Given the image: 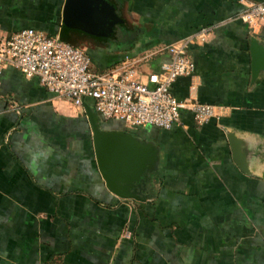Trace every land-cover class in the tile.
I'll return each mask as SVG.
<instances>
[{"label":"crops","instance_id":"0c3cea01","mask_svg":"<svg viewBox=\"0 0 264 264\" xmlns=\"http://www.w3.org/2000/svg\"><path fill=\"white\" fill-rule=\"evenodd\" d=\"M264 0H112L119 20L103 36L66 25L92 67L129 53L160 70L167 46L214 26L188 48L193 75L180 99L218 105L204 123L190 109L171 128L97 114L102 129L151 144L157 167L140 197L112 191L99 168L85 102L77 105L14 66L0 73V264H264V69L252 76L251 37L264 20L239 15ZM66 0H0V38L25 26L61 36ZM240 140L247 170L229 133Z\"/></svg>","mask_w":264,"mask_h":264},{"label":"built area","instance_id":"2783aa9c","mask_svg":"<svg viewBox=\"0 0 264 264\" xmlns=\"http://www.w3.org/2000/svg\"><path fill=\"white\" fill-rule=\"evenodd\" d=\"M254 25L264 20V2L253 1L239 15ZM214 26L207 25L169 44L170 58L160 70L142 71L129 54L105 70L92 67L91 55L79 44L34 26H25L0 38V73L6 66L37 76L56 94L77 105L88 97L106 118L132 125L154 124L171 128L181 120V110L190 109L199 123L217 116L218 105L199 99H180L173 85L182 75H193L196 63L188 53L197 39L205 40Z\"/></svg>","mask_w":264,"mask_h":264},{"label":"water","instance_id":"95a60500","mask_svg":"<svg viewBox=\"0 0 264 264\" xmlns=\"http://www.w3.org/2000/svg\"><path fill=\"white\" fill-rule=\"evenodd\" d=\"M64 23L70 27L106 36L116 21V5L112 0H66ZM252 54V76L256 78L264 69V43L253 35L250 42ZM87 114L93 127V139L99 168L107 186L125 197H140L137 192L148 170L157 167L158 154L151 144L126 130L102 129L97 114L85 102ZM235 158L247 170L245 155L240 150V140L234 132L229 133Z\"/></svg>","mask_w":264,"mask_h":264},{"label":"trees","instance_id":"16d2710c","mask_svg":"<svg viewBox=\"0 0 264 264\" xmlns=\"http://www.w3.org/2000/svg\"><path fill=\"white\" fill-rule=\"evenodd\" d=\"M66 30H67V27H66V25H65V27H64V30H63V32H62V34H61V38H63V39H65V40H67V41H69L67 38H66ZM76 44V43H75Z\"/></svg>","mask_w":264,"mask_h":264}]
</instances>
